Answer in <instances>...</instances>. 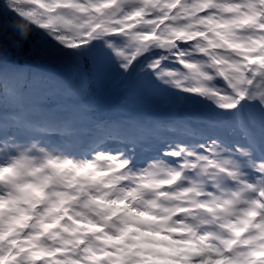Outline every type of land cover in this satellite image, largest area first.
I'll use <instances>...</instances> for the list:
<instances>
[{
	"label": "snow or ice",
	"instance_id": "6c2138e0",
	"mask_svg": "<svg viewBox=\"0 0 264 264\" xmlns=\"http://www.w3.org/2000/svg\"><path fill=\"white\" fill-rule=\"evenodd\" d=\"M0 264H264V0H0Z\"/></svg>",
	"mask_w": 264,
	"mask_h": 264
},
{
	"label": "clouds",
	"instance_id": "9594fccd",
	"mask_svg": "<svg viewBox=\"0 0 264 264\" xmlns=\"http://www.w3.org/2000/svg\"><path fill=\"white\" fill-rule=\"evenodd\" d=\"M166 71L173 73V75L171 76L169 75L164 76V80L166 81L179 80L186 85H193V84L201 83L200 81L195 80L191 75L184 74L182 69H179V68L167 69ZM38 162H39V153H36L33 159H30L29 161H27V166H31L33 163H38ZM169 191L171 194L168 196L166 200L162 201V203H167L169 206H173L177 204L178 202H180L181 197L192 198L194 195H198V194H193L189 192H183L180 186H176L175 188H172Z\"/></svg>",
	"mask_w": 264,
	"mask_h": 264
}]
</instances>
